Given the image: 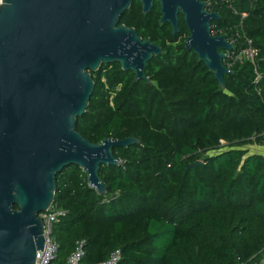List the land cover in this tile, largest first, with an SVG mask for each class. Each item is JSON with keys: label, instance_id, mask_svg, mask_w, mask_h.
Listing matches in <instances>:
<instances>
[{"label": "trees", "instance_id": "trees-1", "mask_svg": "<svg viewBox=\"0 0 264 264\" xmlns=\"http://www.w3.org/2000/svg\"><path fill=\"white\" fill-rule=\"evenodd\" d=\"M206 9L219 15L212 34L233 39L232 51L251 41L256 66H229L222 88L185 49L181 13L172 35L160 23L158 0L147 14L133 0L119 23L162 48L147 62L150 83L136 82L119 63L102 64L91 73L94 89L75 130L92 143L139 142L113 149L117 166H100L105 194L78 166L56 175V264H65L79 242L85 264L115 251L116 264L264 262V155L248 149L264 145V0H211ZM196 162L202 164L192 167Z\"/></svg>", "mask_w": 264, "mask_h": 264}, {"label": "water", "instance_id": "water-1", "mask_svg": "<svg viewBox=\"0 0 264 264\" xmlns=\"http://www.w3.org/2000/svg\"><path fill=\"white\" fill-rule=\"evenodd\" d=\"M138 1L144 14L155 2ZM132 2L1 0L0 264H35L44 246L38 215L53 204L59 172L78 166L88 185L105 194L100 166H117L113 149L139 142L126 137L92 143L75 130L94 89L91 73L102 64L119 63L136 82L150 83L147 62L162 48L119 23ZM158 2L160 23L169 24L172 35L179 33V13L184 16L185 49L224 88V75L231 70L223 61L233 45L225 34L211 32L210 23L219 15L208 11L203 0Z\"/></svg>", "mask_w": 264, "mask_h": 264}, {"label": "built area", "instance_id": "built-area-1", "mask_svg": "<svg viewBox=\"0 0 264 264\" xmlns=\"http://www.w3.org/2000/svg\"><path fill=\"white\" fill-rule=\"evenodd\" d=\"M1 2V0H0ZM206 5L211 3V0H205ZM244 17L245 14H242ZM232 41H234L232 39ZM232 41H229L231 44ZM258 57V50L252 46L251 41L249 39L246 40L245 46L238 51H229L227 52L226 60L227 67L236 64V63H244L249 62L252 65L256 66V59ZM261 79V76L257 73L256 81L258 82ZM61 214V211H57L52 206L46 211L42 212L38 215V217L42 220L44 226V246L43 249L37 251L35 264H56L54 262L56 252H57V244L51 237L52 234V226L53 222L57 219V217ZM84 255L83 251V243L79 242L76 244L73 252L66 259L65 264H85L81 261L82 256ZM119 259V252H113L108 260L99 264H116Z\"/></svg>", "mask_w": 264, "mask_h": 264}, {"label": "rangeland", "instance_id": "rangeland-1", "mask_svg": "<svg viewBox=\"0 0 264 264\" xmlns=\"http://www.w3.org/2000/svg\"><path fill=\"white\" fill-rule=\"evenodd\" d=\"M248 149H249L251 152H257V151L260 150L259 147L256 146V144H253V145L248 146ZM262 264H264V262H262Z\"/></svg>", "mask_w": 264, "mask_h": 264}, {"label": "crops", "instance_id": "crops-1", "mask_svg": "<svg viewBox=\"0 0 264 264\" xmlns=\"http://www.w3.org/2000/svg\"><path fill=\"white\" fill-rule=\"evenodd\" d=\"M256 146H258L260 150L253 153L264 155V145H256Z\"/></svg>", "mask_w": 264, "mask_h": 264}]
</instances>
